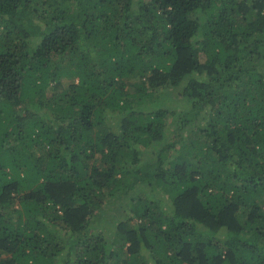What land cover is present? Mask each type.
<instances>
[{"label": "trees", "instance_id": "trees-1", "mask_svg": "<svg viewBox=\"0 0 264 264\" xmlns=\"http://www.w3.org/2000/svg\"><path fill=\"white\" fill-rule=\"evenodd\" d=\"M0 264H264V0H0Z\"/></svg>", "mask_w": 264, "mask_h": 264}, {"label": "rangeland", "instance_id": "rangeland-1", "mask_svg": "<svg viewBox=\"0 0 264 264\" xmlns=\"http://www.w3.org/2000/svg\"><path fill=\"white\" fill-rule=\"evenodd\" d=\"M162 92V89L160 90ZM168 94L171 96V97H175L174 99L178 98V99H182L181 96H180V92L175 90V89H169L167 90ZM167 95H165L164 98H166ZM177 100V99H176ZM166 104L168 106H171L169 104H171V102L167 101ZM142 156H141V159L144 161V160H147L149 159L151 156L148 152L144 151L142 152ZM117 218H120V213H118L117 211H113V209L111 208L110 211H101L98 213V216L96 217V220H95V223L92 224V226L96 229H99V230H102L104 231V233L106 232V234H109V233H113L114 231V226L116 224V220L114 219H117Z\"/></svg>", "mask_w": 264, "mask_h": 264}]
</instances>
